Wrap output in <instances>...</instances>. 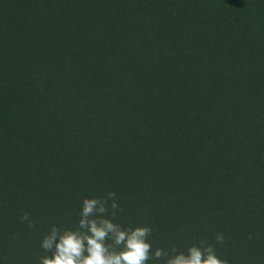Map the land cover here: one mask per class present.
Segmentation results:
<instances>
[{
  "label": "trees",
  "instance_id": "obj_1",
  "mask_svg": "<svg viewBox=\"0 0 264 264\" xmlns=\"http://www.w3.org/2000/svg\"><path fill=\"white\" fill-rule=\"evenodd\" d=\"M246 20L242 38L211 0H0V264H39L50 226L109 191L154 248L222 232V258L264 264V21Z\"/></svg>",
  "mask_w": 264,
  "mask_h": 264
},
{
  "label": "clouds",
  "instance_id": "obj_2",
  "mask_svg": "<svg viewBox=\"0 0 264 264\" xmlns=\"http://www.w3.org/2000/svg\"><path fill=\"white\" fill-rule=\"evenodd\" d=\"M123 212L115 191L85 197L75 228L52 224L42 236L40 247L45 255L39 258V264H230L217 252V246L226 243L222 232L216 233L214 244L200 238L186 249L176 245L154 248L150 237L155 229L117 222ZM19 220L29 229L36 227L30 212H24Z\"/></svg>",
  "mask_w": 264,
  "mask_h": 264
},
{
  "label": "rangeland",
  "instance_id": "obj_3",
  "mask_svg": "<svg viewBox=\"0 0 264 264\" xmlns=\"http://www.w3.org/2000/svg\"><path fill=\"white\" fill-rule=\"evenodd\" d=\"M211 7L212 14L216 19L228 17L233 22L234 27L232 31L238 37L245 38V33L242 34L239 31V27L243 25L242 21L246 17V21L250 22H255L257 18L264 21V0H211ZM203 31L207 37L212 35L209 26L205 27ZM259 41L260 44L258 45L257 52L259 51V55L262 56L264 53V32Z\"/></svg>",
  "mask_w": 264,
  "mask_h": 264
}]
</instances>
